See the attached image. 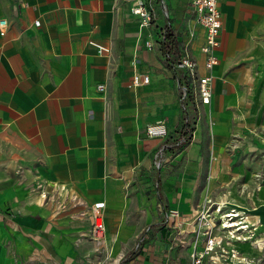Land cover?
I'll return each instance as SVG.
<instances>
[{
	"label": "crops",
	"instance_id": "obj_1",
	"mask_svg": "<svg viewBox=\"0 0 264 264\" xmlns=\"http://www.w3.org/2000/svg\"><path fill=\"white\" fill-rule=\"evenodd\" d=\"M150 1L149 28L132 15L135 0H0V264H168L163 249L135 254V244L160 224L170 243L172 224L191 227L202 204L224 203L249 229L236 231L264 242V0L219 1L210 72L187 0H163L178 42L170 60L188 44L211 98L191 143L165 152L160 171L156 154L182 113L175 72L151 47L166 20ZM135 75L148 83L133 87ZM157 122L166 140L147 136ZM156 188L177 213L169 224L157 221ZM94 204L103 207L100 241Z\"/></svg>",
	"mask_w": 264,
	"mask_h": 264
},
{
	"label": "built area",
	"instance_id": "obj_2",
	"mask_svg": "<svg viewBox=\"0 0 264 264\" xmlns=\"http://www.w3.org/2000/svg\"><path fill=\"white\" fill-rule=\"evenodd\" d=\"M220 0H187L188 9L193 14L194 20L204 31V43L201 46V52L205 57L204 66L207 72H210L212 68L217 64L216 49L218 47V36L221 31V13L219 10ZM162 10L163 17L166 20L165 25L160 29L157 35L156 42L152 43V46L161 48L165 44V33L168 29H171L169 23V16L165 9L163 0H158ZM152 7L150 0H135L131 13L141 20L142 27H151L152 25ZM7 28V21L0 20V36L5 35ZM169 67L175 72V80L179 89V104L182 113V126L181 129H185V134H177L173 141L163 144L156 154V169L160 171L163 164V156L167 151H176L181 153L192 141V133L189 129L195 124L197 117V109L199 105H207L211 98L210 77L203 76L197 77L196 64L193 60L188 44H185L180 52V56L177 60H170ZM149 78L147 76L135 75L132 79V86L137 87L143 84H147ZM102 88V87H100ZM188 129V130H187ZM169 130L163 122H157L156 124L147 128V136L149 138H161L167 139L169 137ZM159 212L163 217V223L169 222V217H177L176 213L167 214L165 206L160 198L158 188L155 189ZM209 211H204L201 215V220L206 222L208 226H211L209 222ZM92 226L91 237L93 240L100 241L105 234V225L103 221V207L101 204H94L91 207L90 212ZM229 220L230 217H227ZM223 226V223L221 224ZM213 227V224L212 226ZM212 240L209 241L211 245ZM98 264V263H90Z\"/></svg>",
	"mask_w": 264,
	"mask_h": 264
},
{
	"label": "rangeland",
	"instance_id": "obj_3",
	"mask_svg": "<svg viewBox=\"0 0 264 264\" xmlns=\"http://www.w3.org/2000/svg\"><path fill=\"white\" fill-rule=\"evenodd\" d=\"M179 2L184 8L185 0H179ZM170 8L172 9V5H170ZM172 137L169 139L170 142L174 139V135ZM204 205L202 204L198 208L191 227L184 228L183 230L181 225H176L175 227L172 224V227L169 228V232H171V236L169 237L170 243H165V239L160 237V229L165 227L160 224L149 231L144 238L139 239L135 244L134 253H138L144 245H149L156 246L158 250L163 249L169 256L167 259L168 264H264V242L254 244V241L251 240L252 237H245L240 231L234 232V238L230 237L226 231L228 229L221 228V224L225 218L219 219L220 216L229 213V211L224 209V207L219 211V207L212 205H207L203 209ZM204 211H209V222L211 226L213 224V227L208 226L206 222L201 220L200 217ZM171 213L176 212L167 211V214L170 215ZM4 215L7 219H12L17 217L18 212L6 211ZM171 218L175 219L176 217L170 216L169 219ZM234 219L238 221L236 218ZM157 221H162L163 223V217L159 210ZM166 224H169V222ZM242 230L249 231L247 227ZM181 233H183L182 236H180ZM216 236L223 238L222 243L219 245L213 243L215 249L208 250L211 246L209 245V241L213 240ZM200 238L204 240L200 241Z\"/></svg>",
	"mask_w": 264,
	"mask_h": 264
},
{
	"label": "bare ground",
	"instance_id": "obj_4",
	"mask_svg": "<svg viewBox=\"0 0 264 264\" xmlns=\"http://www.w3.org/2000/svg\"><path fill=\"white\" fill-rule=\"evenodd\" d=\"M218 207H219V211H220L221 209H223V207L225 208L226 205H225V204H220V205H218ZM239 215H240V214H239L238 212H235V210H232V211H230L229 213H225L223 216H220V218H219V219H223V218H225V219L223 220V226H221V228H222V229H228V230H226V231L228 232V235H229L230 237H233V238L235 237L234 232L236 231V228H237V226H238V223H237V221L233 220V218L236 217V216H239ZM227 217H230V219L227 220V219H228ZM239 228H244V227L241 226V227H239ZM203 229H204V228H203ZM230 229H231V230H230ZM237 230H238V229H237ZM242 237H243V236H242ZM222 241H223V238H221V237H219V236H216V237L212 240V242L216 243V245L221 244ZM214 249H215V247H214V245H213V243H212L208 250H214ZM235 259H236V258H235ZM237 260H238V259H237Z\"/></svg>",
	"mask_w": 264,
	"mask_h": 264
},
{
	"label": "trees",
	"instance_id": "obj_5",
	"mask_svg": "<svg viewBox=\"0 0 264 264\" xmlns=\"http://www.w3.org/2000/svg\"><path fill=\"white\" fill-rule=\"evenodd\" d=\"M161 50L163 51V55L165 56L166 62L168 63L170 62V59H171L169 55L171 51H173L176 55L178 54V42L176 41V38L174 34L172 33L171 29H168L165 33V44L161 47ZM193 130H194V124H193V127L189 129V132ZM178 134H185V129L184 128L180 129L178 131Z\"/></svg>",
	"mask_w": 264,
	"mask_h": 264
}]
</instances>
